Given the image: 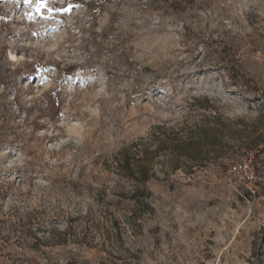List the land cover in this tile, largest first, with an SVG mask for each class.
<instances>
[{
	"label": "rangeland",
	"instance_id": "obj_1",
	"mask_svg": "<svg viewBox=\"0 0 264 264\" xmlns=\"http://www.w3.org/2000/svg\"><path fill=\"white\" fill-rule=\"evenodd\" d=\"M40 4L0 0V264H264V0ZM214 115L191 171L117 169Z\"/></svg>",
	"mask_w": 264,
	"mask_h": 264
},
{
	"label": "trees",
	"instance_id": "obj_2",
	"mask_svg": "<svg viewBox=\"0 0 264 264\" xmlns=\"http://www.w3.org/2000/svg\"><path fill=\"white\" fill-rule=\"evenodd\" d=\"M218 115L206 117L198 124L163 129L158 125L149 138H140L132 144L121 149L117 158V169L126 177L146 182L150 178V171L154 166L157 155H169L174 162L173 169L186 166L191 171L188 162L199 163L207 161L210 154L217 153L222 147L230 144L224 141L225 133L223 123ZM157 129V130H156ZM152 144H155L153 148ZM137 193H146L138 188Z\"/></svg>",
	"mask_w": 264,
	"mask_h": 264
},
{
	"label": "snow or ice",
	"instance_id": "obj_3",
	"mask_svg": "<svg viewBox=\"0 0 264 264\" xmlns=\"http://www.w3.org/2000/svg\"><path fill=\"white\" fill-rule=\"evenodd\" d=\"M31 2V0H29ZM40 6H47V0H41V4L37 5V8L39 9ZM61 9H57V11H60Z\"/></svg>",
	"mask_w": 264,
	"mask_h": 264
},
{
	"label": "bare ground",
	"instance_id": "obj_4",
	"mask_svg": "<svg viewBox=\"0 0 264 264\" xmlns=\"http://www.w3.org/2000/svg\"><path fill=\"white\" fill-rule=\"evenodd\" d=\"M11 54H12V56H14V55H15V54H14V53H12V52H11Z\"/></svg>",
	"mask_w": 264,
	"mask_h": 264
}]
</instances>
